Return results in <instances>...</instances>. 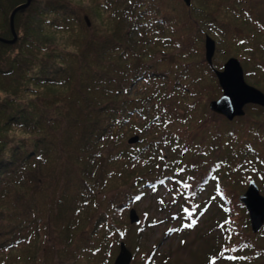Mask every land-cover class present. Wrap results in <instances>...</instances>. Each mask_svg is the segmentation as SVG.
<instances>
[{"label": "trees", "instance_id": "16d2710c", "mask_svg": "<svg viewBox=\"0 0 264 264\" xmlns=\"http://www.w3.org/2000/svg\"><path fill=\"white\" fill-rule=\"evenodd\" d=\"M25 2L0 0V39ZM13 28L0 42V264H109L125 211L168 183L138 240L201 232L206 264H264V226L252 234L238 200L250 181L264 190V108L232 121L208 109L230 57L264 94V0H31Z\"/></svg>", "mask_w": 264, "mask_h": 264}, {"label": "water", "instance_id": "95a60500", "mask_svg": "<svg viewBox=\"0 0 264 264\" xmlns=\"http://www.w3.org/2000/svg\"><path fill=\"white\" fill-rule=\"evenodd\" d=\"M31 0H26L22 5L17 6L10 16V29L13 36L11 41L0 42L13 43L16 36L13 28V17L15 13L26 8ZM186 7H189L191 0H182ZM87 26L89 22L84 18ZM204 57L206 63L211 66L212 58L215 52V42L208 36L204 41ZM217 84L221 90L219 99L209 103V110L217 115L224 117L227 121H232L236 117L244 116V107L247 105H256L264 108V94L257 88L246 83L242 66L236 58H229L222 65L221 70H214ZM139 141L137 136L128 139L129 145H134ZM239 202L244 207L250 230L253 234L258 233L264 226V198L260 195L257 185L250 181L244 194L239 196ZM129 222H139L135 211L132 209L128 214ZM131 253L126 249L124 243H119V252L113 264H130Z\"/></svg>", "mask_w": 264, "mask_h": 264}, {"label": "rangeland", "instance_id": "374dc122", "mask_svg": "<svg viewBox=\"0 0 264 264\" xmlns=\"http://www.w3.org/2000/svg\"><path fill=\"white\" fill-rule=\"evenodd\" d=\"M81 1H83V0H81ZM85 17L87 18V20L89 22L88 27H90L91 21H90L89 17H87V16H85ZM4 41H7V40H4ZM5 44H12V43H5ZM214 54H215V52H214ZM204 59H205V57H204ZM213 59H214V56L212 58V63H213ZM228 59H226V60H228ZM226 60H224L222 62V65L226 62ZM214 70H216V69H214ZM245 81L247 84L251 85L250 84L251 80H245ZM8 84H9V80L7 79L6 83L4 85L7 86ZM220 96H219V98H220ZM219 98H217V99H219ZM217 99H215V100H217ZM210 102H212V101H210ZM209 103H208V105H209ZM247 106H249V105H247ZM247 106L244 107V115H245V109L247 108ZM208 109H209V107H208ZM211 113H213V112H211ZM236 118H238V117H236ZM131 137H134V136L128 135V139ZM128 139H127V141H128ZM168 184H167L166 188L159 190L157 195H155V197L153 194L149 193L148 197L146 199L142 200L143 201L142 203L136 205L133 208L130 207L129 209H127L125 211V213L121 217V221L123 222V224H125V225L128 224L130 227L125 232L122 233V236L124 237V241L122 243H124L126 249L132 255V259H131L130 264H135V263L141 264L142 263V261H143L142 259H144V257L140 258L139 253L144 248L146 251H151L152 249H155L154 256L152 259L153 260L152 264H206L205 253H207L206 249H209V243L210 242L208 241L207 243H205L203 237L201 236V232L197 233L195 231H193V232L191 231V232L185 233L183 235L172 234L171 236H165V234L163 233V230L165 227L158 226V227L153 228L150 231H147L146 234H142L141 240L137 239L138 233L136 232V227H138L140 224L142 212L144 210H146V211L148 210L150 216L159 217L160 212H157L158 208L155 205V203H156L155 198L158 196V197L162 198V200L164 202L167 200L170 201L171 196L168 197V195H167ZM255 184L258 187L260 195L264 198V190L261 191L259 189L258 184L256 182H255ZM246 189H247V186L243 190L242 194H244ZM132 209L135 211L139 222L131 224L129 222V219H128V214H129V211H131ZM201 227H202V225H201ZM259 243L264 244V239L259 240ZM138 247H139V251H137ZM111 248H112V253H111V258H110L111 262L109 264H113L115 258L117 257L118 252H119V244H117L116 247L112 245ZM146 255H147V253H146Z\"/></svg>", "mask_w": 264, "mask_h": 264}, {"label": "snow or ice", "instance_id": "6c2138e0", "mask_svg": "<svg viewBox=\"0 0 264 264\" xmlns=\"http://www.w3.org/2000/svg\"><path fill=\"white\" fill-rule=\"evenodd\" d=\"M137 199H139V197H137ZM195 224V220H193V222H192V225H194ZM192 225H188V227H191Z\"/></svg>", "mask_w": 264, "mask_h": 264}, {"label": "bare ground", "instance_id": "6f19581e", "mask_svg": "<svg viewBox=\"0 0 264 264\" xmlns=\"http://www.w3.org/2000/svg\"><path fill=\"white\" fill-rule=\"evenodd\" d=\"M150 216V215H149Z\"/></svg>", "mask_w": 264, "mask_h": 264}]
</instances>
